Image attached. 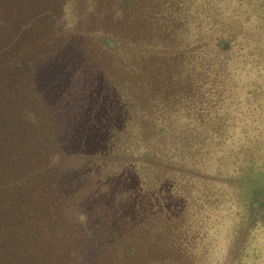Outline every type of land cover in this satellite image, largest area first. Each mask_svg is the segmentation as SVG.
<instances>
[{"label":"trees","instance_id":"obj_1","mask_svg":"<svg viewBox=\"0 0 264 264\" xmlns=\"http://www.w3.org/2000/svg\"><path fill=\"white\" fill-rule=\"evenodd\" d=\"M260 187L264 0H0V264H264Z\"/></svg>","mask_w":264,"mask_h":264},{"label":"rangeland","instance_id":"obj_2","mask_svg":"<svg viewBox=\"0 0 264 264\" xmlns=\"http://www.w3.org/2000/svg\"><path fill=\"white\" fill-rule=\"evenodd\" d=\"M263 187H260V189H259V191H258V196L260 195V197H256V200L260 203L261 202V204H262V209H264V192H263ZM255 210V209H254ZM257 211H259V208H257ZM261 218H263V220H264V212H261Z\"/></svg>","mask_w":264,"mask_h":264}]
</instances>
